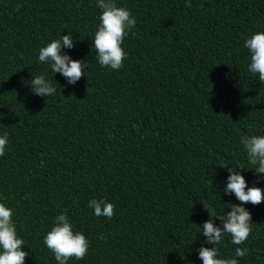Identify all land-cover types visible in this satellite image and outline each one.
<instances>
[{
  "label": "trees",
  "instance_id": "obj_1",
  "mask_svg": "<svg viewBox=\"0 0 264 264\" xmlns=\"http://www.w3.org/2000/svg\"><path fill=\"white\" fill-rule=\"evenodd\" d=\"M114 2L136 20L119 70L92 47L97 0H0V202L13 210L24 264H58L44 236L59 214L89 243L67 264H203L201 245L215 247L202 234L205 205L223 227L217 217L241 203L224 192L229 168L264 189L240 143L264 135V82L244 47L264 31V0ZM69 32L74 47L62 54L85 65L75 84L38 59ZM36 74L56 92L34 94ZM92 199L114 215L96 216ZM243 206L250 235L235 245L224 234L218 258L264 264V202ZM237 247L247 254L235 257Z\"/></svg>",
  "mask_w": 264,
  "mask_h": 264
},
{
  "label": "clouds",
  "instance_id": "obj_2",
  "mask_svg": "<svg viewBox=\"0 0 264 264\" xmlns=\"http://www.w3.org/2000/svg\"><path fill=\"white\" fill-rule=\"evenodd\" d=\"M97 3L102 12L92 47L102 66L119 70L127 55L122 47L124 38L135 27L136 20L127 8L117 6L114 0H97ZM65 47L69 49L74 47L70 32L41 47L38 59L41 63L50 64L52 72L62 74L69 84H75L85 76V65L80 60L62 54L61 50ZM244 47L250 52L249 71L258 74L259 81L264 82V31L251 34L245 40ZM33 76L34 79L30 81V84L34 94L48 97L56 92V88L43 74ZM7 142L8 133L5 132L0 136V156L5 155ZM240 143L247 152L248 163L254 166L252 170L264 174V135L243 136ZM238 168L244 167L229 168L230 174L227 177L224 192L234 194L241 203L227 204L231 211L227 212L226 216L217 217L222 221L223 227L213 223L211 209L205 205L209 210L210 219L203 223L202 234L207 242L214 244L215 247L209 248L201 245L199 258L203 264H238L236 258H218L216 245L221 242L224 234L231 236L233 244H243L250 235L252 224L251 213L243 205L245 203L258 205L264 202V189L255 185L248 187L245 177L237 170ZM88 206L94 209V214L98 217L111 218L114 215V205L104 199H92L88 202ZM12 216L13 210L0 202V264H24L28 256V253L22 250V245L25 244L18 237ZM44 243L54 253L58 264H67V261L73 257L76 260L83 259L89 247L87 237L82 232L73 230L66 214H59L55 218L54 226L44 236ZM247 252V248L237 247L235 257H244Z\"/></svg>",
  "mask_w": 264,
  "mask_h": 264
}]
</instances>
